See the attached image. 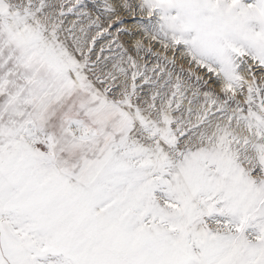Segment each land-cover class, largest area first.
I'll use <instances>...</instances> for the list:
<instances>
[{
	"label": "snow or ice",
	"instance_id": "6c2138e0",
	"mask_svg": "<svg viewBox=\"0 0 264 264\" xmlns=\"http://www.w3.org/2000/svg\"><path fill=\"white\" fill-rule=\"evenodd\" d=\"M0 264H264V0H0Z\"/></svg>",
	"mask_w": 264,
	"mask_h": 264
},
{
	"label": "rangeland",
	"instance_id": "374dc122",
	"mask_svg": "<svg viewBox=\"0 0 264 264\" xmlns=\"http://www.w3.org/2000/svg\"><path fill=\"white\" fill-rule=\"evenodd\" d=\"M87 2H91V0H87ZM87 11V10H86ZM92 11V18L95 19V16L97 15V13L95 12V10H91ZM71 21L76 20V17H70L69 18ZM90 21L88 20L87 17H85L82 21L83 26L87 27L88 23ZM129 28H132L133 25L131 23V21L129 20V23L127 25ZM135 31H138V29H133ZM92 35H96V29H92L90 36ZM136 38H139V36H137ZM116 39V35L115 33L112 36H107V37H100L98 39L97 42V47L95 49V54L96 55H100V48H104L105 52L103 53L104 56L106 57H111L113 55H115L117 52H119V49L116 48L115 44L113 43V41ZM133 40V39H132ZM121 43H126L128 47H131L134 44V41H131V38L128 36H124L121 38L120 40ZM109 45H112L111 50H109ZM116 48V49H115ZM95 58V56L93 57ZM153 63V61L151 60V58H149V66L151 67V64ZM179 64H183L185 67V70L187 71L188 69V65L185 61L181 60L178 62V68H177V72H179ZM151 75V73H149ZM201 75H203V73H200ZM194 90V89H193ZM165 91H170L168 89H166Z\"/></svg>",
	"mask_w": 264,
	"mask_h": 264
},
{
	"label": "bare ground",
	"instance_id": "6f19581e",
	"mask_svg": "<svg viewBox=\"0 0 264 264\" xmlns=\"http://www.w3.org/2000/svg\"><path fill=\"white\" fill-rule=\"evenodd\" d=\"M131 41H134V40L131 39ZM115 49H116V48H115Z\"/></svg>",
	"mask_w": 264,
	"mask_h": 264
}]
</instances>
